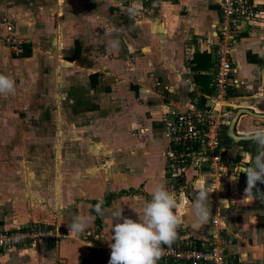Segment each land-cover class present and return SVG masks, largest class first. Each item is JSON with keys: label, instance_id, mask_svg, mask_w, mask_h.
I'll list each match as a JSON object with an SVG mask.
<instances>
[{"label": "crops", "instance_id": "0c3cea01", "mask_svg": "<svg viewBox=\"0 0 264 264\" xmlns=\"http://www.w3.org/2000/svg\"><path fill=\"white\" fill-rule=\"evenodd\" d=\"M152 1H156L157 10L150 12ZM258 1L264 3V0ZM90 3L86 0H0V17L13 18L14 36L28 44L31 51L30 57H12L2 44L5 30L0 23V74L12 77L15 64L25 61L21 63L19 75L37 76L39 82L34 95H43L45 88L50 95L53 89L58 102L55 106L60 113L54 121L60 129L57 137L46 138L48 142L63 143L68 138L69 146H85L84 152L69 153L73 156L68 159V167L59 169V177H69L71 181L68 188L57 185V201L63 205L60 199L66 192L71 199L66 214L56 203L54 210L58 208L63 213L57 212L56 218L45 222L58 223L61 227L63 237L59 243L25 248L18 251L17 259L8 263L1 260L2 252L0 264H109L111 227L117 221L115 213L123 211V216L136 219L133 209L139 211L151 199L150 192L156 183H163L168 189L160 123L163 113L190 101L207 105L208 94L194 83V76H207L215 61L216 38L211 25L218 19L216 0H149L145 6H137L138 10L120 5L117 20L129 12L133 21L129 27L119 23L114 37L107 25L95 24L94 18L104 20V16L92 15ZM103 11V14L108 12ZM251 25L256 27L249 29ZM97 39L104 42L100 44ZM236 41L232 69L239 85L229 101L232 100L231 106L245 105L259 111L258 99L264 101V25L247 23ZM160 43L162 50L158 48ZM123 49L129 52L122 60L119 55ZM206 49L211 52L207 53ZM195 53L210 56L209 69L192 70ZM50 79L54 81L53 86L49 83L52 87L45 85ZM155 79L173 87V94L164 92L170 98L164 100L163 91L154 88ZM174 94L178 102L171 100ZM8 97L0 94L1 104L9 102ZM243 121H253L254 128L264 123L248 116H241L237 123ZM250 127L245 133L251 131ZM239 129L240 125L236 124V133L244 135L237 132ZM72 133L75 137L70 140L67 135L72 138ZM224 144L226 158L234 166H251L258 153L253 141L232 144L227 138ZM231 177L213 178L206 169L201 174L199 170L189 169L184 188L168 189L177 197L183 194L184 198L175 209L182 218L177 233L206 244L222 236L229 239L224 243L228 254L245 262L264 264V217L251 210L256 205L264 209L258 202L264 200V183L258 182L246 198L245 191L243 194L235 191ZM200 179L209 192L207 204L211 217L208 224L197 229L187 209L197 195L194 184ZM241 179L246 181V175ZM48 191L44 189L41 194L50 201L53 192ZM31 194L35 197L34 192ZM110 196L105 205V199ZM98 204L99 213L95 210ZM33 208L36 209L35 204ZM41 208L35 210V216L40 215ZM80 214L90 217L86 231L69 235L67 225ZM9 216L5 219H13ZM214 220L222 222V231L212 225ZM25 222L19 216L13 224ZM0 227L6 226L0 223Z\"/></svg>", "mask_w": 264, "mask_h": 264}, {"label": "built area", "instance_id": "2783aa9c", "mask_svg": "<svg viewBox=\"0 0 264 264\" xmlns=\"http://www.w3.org/2000/svg\"><path fill=\"white\" fill-rule=\"evenodd\" d=\"M132 0H123L122 3ZM135 1V0H134ZM218 19L211 25L216 42L213 55V67L207 76L210 77L212 95L206 97V106L197 102H187L181 108H168L162 115L160 123L162 138L165 142L163 150L164 173L169 190H178L186 186V174L189 169H206L213 178L238 175L244 176L241 167L229 163L226 158V129L237 106H225L229 95L238 87L239 81L233 75L232 52L236 39L247 23L264 25V3L258 0H216ZM5 30L2 44L14 58L23 57L24 43L14 36L15 23L8 15L0 17ZM210 53V49H206ZM187 54L192 55V52ZM150 78L153 76L150 75ZM155 88L173 94L171 85L154 80ZM218 230H223L222 222L212 221ZM61 227L54 224H34L22 227H0V251L11 248L29 249L56 242L63 237ZM221 236V235H220ZM229 239L219 237L212 243H203L198 247L193 239L178 234L171 244L162 245V255L157 264H260L245 262L234 254H228L224 243ZM231 243V242H230Z\"/></svg>", "mask_w": 264, "mask_h": 264}, {"label": "rangeland", "instance_id": "374dc122", "mask_svg": "<svg viewBox=\"0 0 264 264\" xmlns=\"http://www.w3.org/2000/svg\"><path fill=\"white\" fill-rule=\"evenodd\" d=\"M86 1L90 3V0ZM91 1L90 4L93 6L92 15L97 14L98 16H104V20L102 18H94L95 24L107 25L106 27L111 29V35H113V37L116 35L115 31L117 32V30H119L118 27L120 24L129 27V24L133 21V17L129 12L120 16L123 19L120 21L117 20V16L121 12L120 9H118L120 5L130 10H138L137 6H145V4L149 2V0H132L126 3H122L123 0ZM155 4L156 1H152L149 9L151 10L150 12H152L153 9L154 11L157 10ZM103 10H107L108 12L103 14ZM124 16L127 17L126 21L124 20ZM255 27L256 26L251 25L249 29H254ZM126 37L127 36H125V38ZM160 40L163 42L162 38ZM96 41L101 44V42H104V39L102 41L101 39H97ZM106 41L109 42L110 40L106 39ZM158 48L162 50L161 43ZM128 52L129 50L123 49L121 52L122 55H119V58L123 60L126 58L125 56H127ZM23 62L25 61H20V63L17 62L15 64V71L12 72L14 75L10 77L15 81L14 94H7L9 96V102L3 104L0 102V223L5 224L6 228L30 226L41 223L47 224L45 223L47 220L57 217V212L63 213L58 208L54 210L56 203L59 207L63 208L66 214L68 209L67 205L69 204L71 196L66 192L60 199V201L64 202L62 205L57 201L59 194L56 193L55 189L59 184L66 185L68 188L71 178L67 177L68 174H66L67 178L59 177V169L68 167L67 165L70 163L68 159H70V156H73L68 155L69 153L74 154L76 152L85 151L84 145H77V147L69 146V144H67L68 138H66L63 143H60L59 140H54V143L48 142L51 137H57V133H59L58 130L60 128L58 122L55 124L54 121L55 119L57 120L58 113H60L55 106L58 102H55L56 98L53 96V89H50L52 91L50 95L47 93L48 90H46L48 88L42 91L43 95H34V93L37 92L35 87L39 81L37 76H34L33 73H29V75L26 74V76L19 75L21 73V63L24 64ZM49 83L52 85L54 81L50 79L47 80L45 84L48 87H52L53 85L51 86ZM153 86L155 88L154 81ZM161 95L164 100L170 98L169 95L165 93ZM171 96H173L171 100H174V102L179 101L174 97L175 94ZM229 96L232 97V94ZM258 102V104H263L257 107L259 111H262L264 109V103H262L263 101L260 99H258ZM63 113H65V111ZM252 122L253 121H243L237 123V126L240 125L241 127L237 132L246 135L245 129H249L250 126L252 127ZM54 125H56V129H54ZM259 126H264V123H260ZM254 127L252 128L255 129ZM252 128L250 130H253ZM67 136L70 140L75 137L73 133L71 134L72 138L69 135ZM46 138L49 139L47 140ZM52 139L53 138H51V140ZM232 182L234 183L235 191L239 194H243L247 187L245 184L247 180L244 181V179H241L240 182ZM44 189H49L50 192H53L51 194L49 193L50 196H52V200L47 201V197L44 198L43 194H41ZM31 192H34L35 197H32ZM258 202H261L264 206V200H258ZM33 204L36 205V209L42 206V212L40 211L39 216L34 215L36 214V209L33 208ZM251 210L254 213H261L264 217V209L262 210L259 205H256V208ZM65 214H63L64 217ZM7 215H10L9 217H13V219H5ZM19 216L27 220L24 225H17V223L13 224V221ZM4 220H6V223H4ZM52 244L55 245L56 242L46 245ZM22 250L23 249L20 248L7 249L2 254L3 257L1 260L5 259L3 263H8L9 260L13 261L17 259L16 257L19 254L18 251L20 252Z\"/></svg>", "mask_w": 264, "mask_h": 264}, {"label": "clouds", "instance_id": "9594fccd", "mask_svg": "<svg viewBox=\"0 0 264 264\" xmlns=\"http://www.w3.org/2000/svg\"><path fill=\"white\" fill-rule=\"evenodd\" d=\"M115 46V43L113 44ZM15 92V81L0 74V94ZM246 138L258 146V153L251 166L241 167L240 173L247 177L245 197L259 183H264V126H258L246 133ZM238 180V175L231 177ZM203 179L194 184L197 195L187 211L192 218L194 228H202L208 224L211 211L207 201L208 190L202 186ZM151 199L144 202L137 213V218L123 216V211L115 213L117 221L111 227V255L109 264H157L162 255V245L171 246L177 236V228L182 218L176 213L178 204L184 202L183 194L179 197L170 192L163 183H156L150 192ZM99 213L101 206H95ZM90 217L77 215L67 225L68 234H83L89 224Z\"/></svg>", "mask_w": 264, "mask_h": 264}, {"label": "trees", "instance_id": "16d2710c", "mask_svg": "<svg viewBox=\"0 0 264 264\" xmlns=\"http://www.w3.org/2000/svg\"><path fill=\"white\" fill-rule=\"evenodd\" d=\"M24 45V53H23V57H30V47L28 44H23ZM192 64H194V66L192 67L193 71H201V70H207L210 68V56L205 54V53H195V56L192 60ZM194 83H196L197 85H199L201 87V89L208 94V96L212 95L213 90L210 87L211 85V80L209 76H205V75H201V74H197L194 76ZM230 98V97H229ZM259 110V109H258ZM263 111V110H262ZM110 196L109 198L105 199V205H107L109 203V201L111 200ZM195 245L200 247L201 246V241L199 240H193ZM2 252L0 251V254Z\"/></svg>", "mask_w": 264, "mask_h": 264}, {"label": "water", "instance_id": "95a60500", "mask_svg": "<svg viewBox=\"0 0 264 264\" xmlns=\"http://www.w3.org/2000/svg\"><path fill=\"white\" fill-rule=\"evenodd\" d=\"M264 103V101L262 102ZM263 105V104H259ZM259 107V106H258ZM259 109V108H258ZM241 116H248L252 119H254L257 123L260 121H264V110L263 111H256L255 109L252 110L251 107L242 105L240 108H238L229 122V125L227 127L226 136L228 139L231 140L232 144H238L240 142H251L252 140L246 138V135H238L236 133V124Z\"/></svg>", "mask_w": 264, "mask_h": 264}, {"label": "bare ground", "instance_id": "6f19581e", "mask_svg": "<svg viewBox=\"0 0 264 264\" xmlns=\"http://www.w3.org/2000/svg\"><path fill=\"white\" fill-rule=\"evenodd\" d=\"M231 102H232V100L231 101H225L223 105H225V106H231Z\"/></svg>", "mask_w": 264, "mask_h": 264}, {"label": "flooded vegetation", "instance_id": "af4514ba", "mask_svg": "<svg viewBox=\"0 0 264 264\" xmlns=\"http://www.w3.org/2000/svg\"><path fill=\"white\" fill-rule=\"evenodd\" d=\"M257 126H259V125H257Z\"/></svg>", "mask_w": 264, "mask_h": 264}]
</instances>
